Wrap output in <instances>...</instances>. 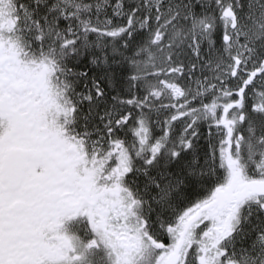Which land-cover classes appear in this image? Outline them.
I'll return each instance as SVG.
<instances>
[{
  "label": "snow or ice",
  "instance_id": "1",
  "mask_svg": "<svg viewBox=\"0 0 264 264\" xmlns=\"http://www.w3.org/2000/svg\"><path fill=\"white\" fill-rule=\"evenodd\" d=\"M0 264H264V0H0Z\"/></svg>",
  "mask_w": 264,
  "mask_h": 264
},
{
  "label": "flooded vegetation",
  "instance_id": "2",
  "mask_svg": "<svg viewBox=\"0 0 264 264\" xmlns=\"http://www.w3.org/2000/svg\"><path fill=\"white\" fill-rule=\"evenodd\" d=\"M196 198H197L196 196H193L191 199H192V201L194 202V200H195ZM162 242H164L165 244L169 243V240H168L166 234L162 237Z\"/></svg>",
  "mask_w": 264,
  "mask_h": 264
},
{
  "label": "trees",
  "instance_id": "3",
  "mask_svg": "<svg viewBox=\"0 0 264 264\" xmlns=\"http://www.w3.org/2000/svg\"><path fill=\"white\" fill-rule=\"evenodd\" d=\"M200 144L206 147V144H205L204 140H202V142H200Z\"/></svg>",
  "mask_w": 264,
  "mask_h": 264
},
{
  "label": "rangeland",
  "instance_id": "4",
  "mask_svg": "<svg viewBox=\"0 0 264 264\" xmlns=\"http://www.w3.org/2000/svg\"><path fill=\"white\" fill-rule=\"evenodd\" d=\"M204 131H205V134H206V129H204ZM203 140V139H202ZM202 140L200 141V142H202ZM204 193L203 192H201L200 193V195L202 196Z\"/></svg>",
  "mask_w": 264,
  "mask_h": 264
}]
</instances>
